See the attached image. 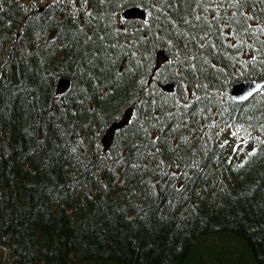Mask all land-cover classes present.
<instances>
[{
    "label": "trees",
    "instance_id": "trees-1",
    "mask_svg": "<svg viewBox=\"0 0 264 264\" xmlns=\"http://www.w3.org/2000/svg\"><path fill=\"white\" fill-rule=\"evenodd\" d=\"M0 4V264H264V0Z\"/></svg>",
    "mask_w": 264,
    "mask_h": 264
},
{
    "label": "water",
    "instance_id": "water-1",
    "mask_svg": "<svg viewBox=\"0 0 264 264\" xmlns=\"http://www.w3.org/2000/svg\"><path fill=\"white\" fill-rule=\"evenodd\" d=\"M123 16L126 19L145 20L147 17V12L145 9L141 7L134 6L124 10ZM169 60L170 58L167 56V54L164 51H159L156 54L157 64L155 71L158 70L163 63ZM177 85H178L177 83H168L166 85H163L162 89L168 93H176ZM263 85L264 82H257L255 80H245L243 82L231 86L228 90V94L231 95V97L237 101H241L244 99L246 100L250 96H252L255 92L259 91ZM69 87H70V79L66 77L61 78L57 84V94L59 95L63 94L69 89ZM249 92H251L252 94L248 95ZM129 119H130L129 115H126L121 120L113 122L107 128L102 138L104 152H107L112 146L116 131L121 129L123 126H125V124L129 121Z\"/></svg>",
    "mask_w": 264,
    "mask_h": 264
},
{
    "label": "rangeland",
    "instance_id": "rangeland-1",
    "mask_svg": "<svg viewBox=\"0 0 264 264\" xmlns=\"http://www.w3.org/2000/svg\"><path fill=\"white\" fill-rule=\"evenodd\" d=\"M229 241H226V240H221L225 243H228L229 244V250H233L235 252V254H237V256L240 258L241 260V264H249V259H248V254H247V246L246 244L244 243V245L242 244L241 241H243L240 237L239 239H233L231 242L230 240L232 238H228ZM195 259V258H194Z\"/></svg>",
    "mask_w": 264,
    "mask_h": 264
},
{
    "label": "snow or ice",
    "instance_id": "snow-or-ice-1",
    "mask_svg": "<svg viewBox=\"0 0 264 264\" xmlns=\"http://www.w3.org/2000/svg\"><path fill=\"white\" fill-rule=\"evenodd\" d=\"M251 94H252L251 92L248 93V95H251ZM244 98H246V97H244ZM233 135H236V133H233ZM224 143L225 144H228V141H225ZM242 150H243V148L239 144L235 145V147L233 148V151L234 152H238V151H242ZM254 153H255V150H253V152L252 153H249V154L251 155V154H254Z\"/></svg>",
    "mask_w": 264,
    "mask_h": 264
}]
</instances>
